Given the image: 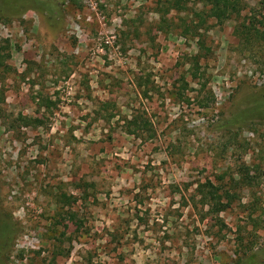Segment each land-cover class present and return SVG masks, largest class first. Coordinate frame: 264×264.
Listing matches in <instances>:
<instances>
[{
    "label": "rangeland",
    "instance_id": "374dc122",
    "mask_svg": "<svg viewBox=\"0 0 264 264\" xmlns=\"http://www.w3.org/2000/svg\"><path fill=\"white\" fill-rule=\"evenodd\" d=\"M167 1L0 0L2 264H264V48Z\"/></svg>",
    "mask_w": 264,
    "mask_h": 264
},
{
    "label": "trees",
    "instance_id": "16d2710c",
    "mask_svg": "<svg viewBox=\"0 0 264 264\" xmlns=\"http://www.w3.org/2000/svg\"><path fill=\"white\" fill-rule=\"evenodd\" d=\"M192 0H168L165 9L163 11H159L161 14V26L159 29L164 31V27L162 25L169 26L168 23L169 19L166 18L171 11L176 12H183L187 9L188 3ZM200 2L206 9L207 16L215 19L217 22H224L226 20H234V35L239 40V45L242 50H246L248 48H252L256 44L262 45L264 48V0H259L258 5L260 7L259 17L255 14H251L250 16L246 17L242 15V11L245 9V4L243 0H193ZM199 37V36H198ZM198 45V52L197 54L191 55L189 57V64H190V72L192 75L193 81H198L199 79V59L202 56V51L204 49V41L201 38L197 40ZM137 87L143 90V94L146 95L148 90L144 86V84L139 81L137 82ZM261 104L264 107V101L258 102L256 105ZM258 108V106H257ZM254 109V108H253ZM252 109V110H253ZM248 118L247 111L241 114H238L236 119H244ZM141 123H146V121H141ZM247 175V174H246ZM223 180V176H218L217 182H213L211 180H206L205 182L198 183L197 187L195 188L196 196L199 197V201L202 206L208 207V211L212 214H220L221 212L226 211L230 208L231 204L237 198L236 192H233V187L230 186L229 188L222 187L220 183ZM237 182V181H236ZM235 182V183H236ZM239 183V182H238ZM59 202L67 201L68 204L77 202V197L72 195L70 196H60ZM69 218H78L77 213L73 212L70 213ZM0 221V236L4 235L5 232H10V226L4 225ZM2 234V235H1ZM4 237V236H2ZM10 236H6L4 240L8 243L10 241ZM3 244L0 246V264H2L3 259L1 254L5 252Z\"/></svg>",
    "mask_w": 264,
    "mask_h": 264
}]
</instances>
